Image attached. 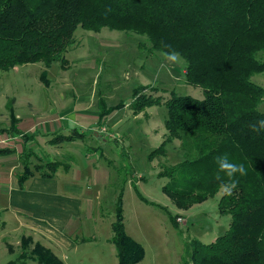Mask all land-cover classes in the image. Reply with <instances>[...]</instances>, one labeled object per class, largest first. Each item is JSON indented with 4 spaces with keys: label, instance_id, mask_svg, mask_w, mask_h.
I'll return each mask as SVG.
<instances>
[{
    "label": "trees",
    "instance_id": "16d2710c",
    "mask_svg": "<svg viewBox=\"0 0 264 264\" xmlns=\"http://www.w3.org/2000/svg\"><path fill=\"white\" fill-rule=\"evenodd\" d=\"M78 27L134 32L145 36L155 51L178 53L183 59L185 81L202 89L201 99L173 91L163 101L134 90L137 99L132 103L134 113L152 105L167 108L166 137L150 155L166 156L167 143L180 141L183 159L159 171V176L170 181L163 190L177 208L187 209L234 179L235 189L220 199L221 211L231 215L229 228L209 244L197 242L192 261L264 264V130L250 127L264 120V111L259 109L264 87L252 80L264 72V61L258 58L264 51V0H0V70L38 62L48 67L55 62L64 65ZM105 105L102 101L99 121L118 110ZM14 111L10 108L12 125L0 128V135L16 134L24 143L18 177L23 189L35 175L53 178L61 163L33 167L34 151L27 144L37 133L29 135L19 129ZM71 131L59 141L85 137L76 128ZM13 151L0 148V153ZM225 153L231 161L245 165V176L229 178L219 172L215 158ZM121 196L113 225L119 264H138L144 251L125 232ZM32 242V237L22 238L23 254H30L39 264H58L40 241L29 249Z\"/></svg>",
    "mask_w": 264,
    "mask_h": 264
},
{
    "label": "rangeland",
    "instance_id": "374dc122",
    "mask_svg": "<svg viewBox=\"0 0 264 264\" xmlns=\"http://www.w3.org/2000/svg\"><path fill=\"white\" fill-rule=\"evenodd\" d=\"M74 39L64 65L55 62L48 67L38 62L0 70V128L12 125L10 108L21 115L22 121L32 119L37 122L38 117L48 112L63 117V124L69 123L65 120H71L83 127L79 132L85 137L78 136L75 141L65 143L59 141L60 136L71 135L73 124L67 125L69 130L50 132L51 140L57 138L54 143L36 132L27 144L34 151L30 158L33 167L52 160L68 164L75 160L85 164L88 160L89 164L93 161L97 166L95 177L106 179V183L95 188L98 198L94 212L82 213L67 204L73 210L67 223L73 230L66 235L72 242L69 250L40 240L37 235L29 249L40 241L53 252L58 264H119L113 225L117 220L118 197L122 195L125 232L144 251L138 264H194L191 256L196 243L209 244L229 228L231 215L222 212L220 207L221 196L226 192L220 189L203 202L187 209L177 208L163 190L170 181L166 176H159V171L163 170L162 166L183 159L180 141L167 143L166 156L150 155L166 137L167 108L164 104L152 105L144 112L134 113L133 104L137 99L134 90L164 101L173 91L176 95L201 99L202 89L186 83L185 62L181 57L177 56L174 61L171 55L155 51L145 36L108 27L99 31L78 27ZM258 58L264 61V51L258 53ZM252 80L264 87V72L255 74ZM83 96L90 97L93 111L99 110L102 101L106 107L118 110L103 121L87 114L75 118L79 104L76 99ZM259 109L264 111V101ZM71 110L74 111L71 116H66ZM17 119L19 124L20 118ZM30 134L34 135L33 132ZM6 135L11 138L0 144L4 149L8 146L25 148L21 137ZM48 146L55 151L56 158L51 161L48 158L53 156H48L45 150ZM59 172L60 167L56 177ZM61 191L58 187L57 193ZM70 196L85 203L83 198ZM39 213L41 219H45L43 223L50 225L47 214L42 210ZM13 214L0 215V264H39L30 254H23L22 236L31 232L27 228L23 230L26 232L14 231L17 222ZM28 215L24 217L32 219ZM179 217L181 221H177ZM3 222L6 228L1 226ZM55 226L61 227L57 223ZM69 229L60 231L67 233Z\"/></svg>",
    "mask_w": 264,
    "mask_h": 264
},
{
    "label": "crops",
    "instance_id": "0c3cea01",
    "mask_svg": "<svg viewBox=\"0 0 264 264\" xmlns=\"http://www.w3.org/2000/svg\"><path fill=\"white\" fill-rule=\"evenodd\" d=\"M89 101L90 97L87 96L76 99V103L79 102V104L78 109H75V118H77L79 114H87L90 116L95 115L99 119V110L93 111V109H90L91 106ZM71 102L72 101L68 102V106ZM52 109L56 112V109L53 107ZM73 112V110L67 112L66 116H71ZM16 117L20 118L18 128L24 131V133L30 134L32 132H38L42 136L48 137V140H51L49 137L50 132L56 134L62 130H69L66 128L67 125L73 124L77 131H80L79 128L81 130L83 128L77 125V121L65 120L69 123L63 124V117H58L57 113L49 115L47 112L44 116L38 117L37 122H34L32 119L22 121L21 115L17 114ZM109 117H111V115L107 116L106 119ZM9 138L11 137L6 134L0 135V144ZM20 145L19 143V147ZM0 148L5 147L0 145ZM8 148H13L14 151L10 153H0V215L5 212L14 213L12 216L16 218L17 222L14 231L26 232L23 230L27 228L31 232L30 235L26 233V235H24L25 237L37 238V235L41 237L40 240H46L51 244L54 243L63 247L65 250H69L72 242L66 235L71 234L73 230L69 229L67 223L73 216V210L70 209L67 204H72L76 211L81 210L82 213L88 211H90V213L94 212L95 200L98 198V194L95 193V188H97L98 185L100 186V184L106 183V179L99 180L98 176L95 177L97 173L95 168L97 166L93 161L90 162V164L88 160H86L85 164L81 160L78 162L75 160L73 164L64 163V161L62 162L60 160L53 161L52 159L56 158L54 156L55 151L53 152L52 148L48 146L45 149L47 150V155L53 156L50 158L47 157L49 161L52 160L51 162L61 163V165H59V175L56 177L58 169L54 172L55 176L53 178L56 177V179L35 175L26 182V188L21 189L18 177L22 173L23 168L19 158L22 149L13 146H8ZM91 176H93L92 179H90ZM59 178L61 180L60 185H58ZM58 187L62 189L60 193H57ZM70 194L77 198H83L85 203H81L79 199L72 198ZM39 210L47 214V218L51 220L50 225L43 223L45 219H41ZM24 215H28L32 219H26ZM56 223L61 227H56ZM1 226L6 228V223L3 222ZM63 228L69 229L67 233L66 231H60Z\"/></svg>",
    "mask_w": 264,
    "mask_h": 264
},
{
    "label": "clouds",
    "instance_id": "9594fccd",
    "mask_svg": "<svg viewBox=\"0 0 264 264\" xmlns=\"http://www.w3.org/2000/svg\"><path fill=\"white\" fill-rule=\"evenodd\" d=\"M178 53H173L170 58L172 60H176ZM250 127L253 131L259 132L264 130V120H259L254 124H251ZM216 163L218 165L219 172L225 173L229 178L236 177L237 174L239 176H245L247 174V169L243 163H236L229 159L228 154L218 155L216 158ZM217 180H220L221 177L219 173L216 176ZM236 187V181L234 179H230L228 183H222L221 188L224 192L231 194L232 190Z\"/></svg>",
    "mask_w": 264,
    "mask_h": 264
},
{
    "label": "built area",
    "instance_id": "2783aa9c",
    "mask_svg": "<svg viewBox=\"0 0 264 264\" xmlns=\"http://www.w3.org/2000/svg\"><path fill=\"white\" fill-rule=\"evenodd\" d=\"M177 221H181V218L179 217V218L177 219Z\"/></svg>",
    "mask_w": 264,
    "mask_h": 264
}]
</instances>
